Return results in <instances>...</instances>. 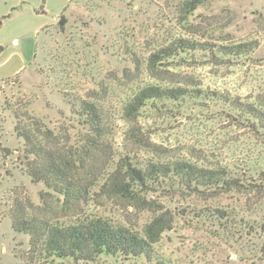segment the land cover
<instances>
[{"label":"trees","instance_id":"1","mask_svg":"<svg viewBox=\"0 0 264 264\" xmlns=\"http://www.w3.org/2000/svg\"><path fill=\"white\" fill-rule=\"evenodd\" d=\"M206 3L175 4L170 16L181 34L169 30L154 39L142 68L154 80L131 86L120 106L101 96L109 88L105 82L85 96L70 94L76 134L67 125L43 120L34 108L35 94L17 90L16 100L5 95L24 172L45 185L39 201L23 186H14L7 210L13 229L29 237V254L37 263L44 258L94 261L102 254L152 258L165 233L176 231L180 221L206 229L212 238L247 239L254 246L241 248L251 253L246 264L264 257V166L240 167L247 149L240 164L239 157L208 160L193 142L156 140L143 122L152 116L149 112L177 121L179 115L190 121L196 113L210 114L224 119L226 130H246L264 145V103L206 88L194 75L171 68L178 60L196 61L198 52L218 61L254 50L246 43L210 47L202 40L211 29L191 19ZM136 69L141 71L139 61ZM124 74L132 79L131 70ZM10 78L16 76L0 80ZM123 119L127 126L119 139ZM224 197H234L235 203L224 204ZM143 212L149 214L146 221L140 220Z\"/></svg>","mask_w":264,"mask_h":264},{"label":"rangeland","instance_id":"2","mask_svg":"<svg viewBox=\"0 0 264 264\" xmlns=\"http://www.w3.org/2000/svg\"><path fill=\"white\" fill-rule=\"evenodd\" d=\"M178 1L0 0V46L4 48L0 52V73L16 76L0 80V264L247 263L246 256L251 253H244L241 248L254 246L247 239L241 240L238 235L212 238L206 229L183 221L176 231L165 233L152 258L127 259L102 254L94 261L44 258L37 263L29 254V237L13 229L7 213L14 186H23L39 201L45 185L34 183L24 172L19 158L21 141L14 133V117L5 106V95L16 100L17 90L35 94L34 108L43 120L51 125H67L76 134L79 124L72 111L70 94L85 96L87 91L99 88L98 83L105 82L109 88L101 96L120 106L128 98L131 86L142 80H154L142 69L144 60L156 37L169 30L181 34L171 18ZM191 21L203 22L211 29L204 32V37L200 36L208 40L210 47L246 43L255 46L254 50L241 57L221 56L218 61L204 51L198 52L196 61L178 60L180 64L174 63L172 70L194 75L206 88L264 103V0H207ZM14 37L19 43L12 41ZM137 61L141 63V71L136 69ZM21 62L26 64L17 72ZM125 70L132 71L131 80L125 76ZM149 114L152 116H145L143 122L156 140L193 142L203 148L201 152L208 160L234 162L239 157V164L247 149L240 167L264 166V145L255 142L246 130L235 133L226 130L228 124L224 119L196 113L190 121L185 115H179L177 121L174 117ZM126 126L125 119L119 122L117 138L120 139L122 127ZM222 202L234 204L235 199L224 197ZM148 216V212H143L140 220L146 221ZM251 264H264V257L254 259Z\"/></svg>","mask_w":264,"mask_h":264},{"label":"crops","instance_id":"3","mask_svg":"<svg viewBox=\"0 0 264 264\" xmlns=\"http://www.w3.org/2000/svg\"><path fill=\"white\" fill-rule=\"evenodd\" d=\"M14 40H15L16 43H19V39H18V38L14 37L12 41H14ZM25 64H26V63L21 62V63L18 65L16 71H17V72L20 71V70L25 66ZM17 72H16V73H17ZM6 76H7V75H1V73H0V78H4V77H6Z\"/></svg>","mask_w":264,"mask_h":264},{"label":"water","instance_id":"4","mask_svg":"<svg viewBox=\"0 0 264 264\" xmlns=\"http://www.w3.org/2000/svg\"><path fill=\"white\" fill-rule=\"evenodd\" d=\"M64 23V19H61L60 20V24L62 25Z\"/></svg>","mask_w":264,"mask_h":264}]
</instances>
